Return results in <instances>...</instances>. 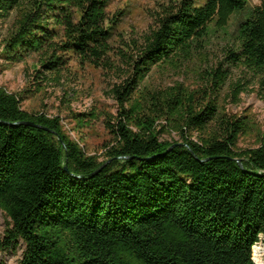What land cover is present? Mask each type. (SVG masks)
Listing matches in <instances>:
<instances>
[{
  "label": "trees",
  "instance_id": "obj_1",
  "mask_svg": "<svg viewBox=\"0 0 264 264\" xmlns=\"http://www.w3.org/2000/svg\"><path fill=\"white\" fill-rule=\"evenodd\" d=\"M249 1L161 4L151 29L116 51L107 0H0V28L12 20L6 54H39L45 81L72 58L114 71L109 96L118 107L101 161L60 117L25 111L0 89L1 252L23 247L20 264H256L264 139L241 150L247 122L220 112L217 100L234 71L243 75L230 86L234 104L248 85L264 92V0ZM218 31L231 43L202 92L141 90L154 69L203 54ZM162 119L181 142L162 141Z\"/></svg>",
  "mask_w": 264,
  "mask_h": 264
},
{
  "label": "rangeland",
  "instance_id": "obj_2",
  "mask_svg": "<svg viewBox=\"0 0 264 264\" xmlns=\"http://www.w3.org/2000/svg\"><path fill=\"white\" fill-rule=\"evenodd\" d=\"M107 13L116 22L114 44L116 51L125 48L124 43L141 37L154 25L153 15L161 4L179 0H107ZM203 5L207 0H194ZM260 0H250L255 7ZM237 17L232 24L237 22ZM12 20L0 28V89L16 94L22 100V108L33 114H46L60 117L68 135L78 142L89 156L104 160L107 147L114 145V135L107 129V123H114L118 107L109 96V90L116 81L114 71L83 66L75 59L69 60L60 76L47 74V81L40 79V56L36 53H22L12 56L4 51L2 42L11 29ZM231 43L230 37L218 31L210 38L208 47L189 62L167 65L154 69L141 84V90L170 88L183 84L191 92H202L207 85V73L225 60V50ZM17 56V57H16ZM37 71L40 74L37 75ZM240 72L234 71L227 86L217 96L219 110L230 116L243 118L247 130L240 139L241 150L258 148L264 139V92L256 84L248 85L241 95L239 104L230 98V86L243 80ZM210 84V83H209ZM164 119L157 122L158 128L164 126L162 141L181 142L179 134ZM195 139V138H194ZM7 228V218L0 209V238ZM263 251L262 262H257L253 249V260L264 264V237L258 244ZM255 248V247H254ZM23 247L18 253L0 251V263L20 264Z\"/></svg>",
  "mask_w": 264,
  "mask_h": 264
},
{
  "label": "bare ground",
  "instance_id": "obj_3",
  "mask_svg": "<svg viewBox=\"0 0 264 264\" xmlns=\"http://www.w3.org/2000/svg\"><path fill=\"white\" fill-rule=\"evenodd\" d=\"M254 252H255V259H256V261L257 262H262L261 261L262 259L260 257L262 255V253H263L262 249L260 247H258V245H257L254 248Z\"/></svg>",
  "mask_w": 264,
  "mask_h": 264
},
{
  "label": "water",
  "instance_id": "obj_4",
  "mask_svg": "<svg viewBox=\"0 0 264 264\" xmlns=\"http://www.w3.org/2000/svg\"><path fill=\"white\" fill-rule=\"evenodd\" d=\"M26 125H31V126H34V124L33 123H28V124H26ZM42 129H44V130H48V129H46V128H43V127H41ZM66 170L68 171V168L66 167Z\"/></svg>",
  "mask_w": 264,
  "mask_h": 264
}]
</instances>
